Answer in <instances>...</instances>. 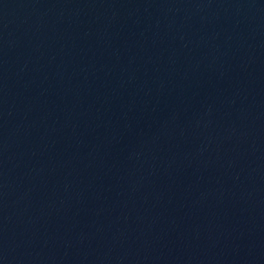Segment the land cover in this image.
<instances>
[{
    "label": "water",
    "instance_id": "obj_1",
    "mask_svg": "<svg viewBox=\"0 0 264 264\" xmlns=\"http://www.w3.org/2000/svg\"><path fill=\"white\" fill-rule=\"evenodd\" d=\"M0 264H264V0H0Z\"/></svg>",
    "mask_w": 264,
    "mask_h": 264
}]
</instances>
